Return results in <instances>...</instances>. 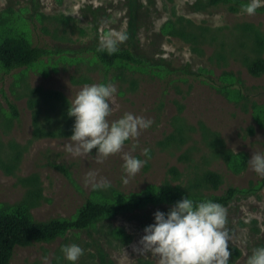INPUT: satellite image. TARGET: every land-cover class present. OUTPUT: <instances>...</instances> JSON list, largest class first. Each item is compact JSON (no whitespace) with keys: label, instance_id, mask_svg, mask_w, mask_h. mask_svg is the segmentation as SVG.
<instances>
[{"label":"rangeland","instance_id":"obj_1","mask_svg":"<svg viewBox=\"0 0 264 264\" xmlns=\"http://www.w3.org/2000/svg\"><path fill=\"white\" fill-rule=\"evenodd\" d=\"M240 1L250 9L137 0L130 34L129 0H0V24L50 52L30 67L0 66V210L26 206L47 221L71 218L95 194L248 190L219 211L136 209L91 233L17 247L11 264H95L91 235L114 264H256L264 254V74L253 76L247 62L264 49V0ZM99 47L128 49L144 65L108 68L94 59ZM228 152L246 155V168L233 171ZM209 171L223 178L217 190L202 181ZM111 227L132 242L122 245ZM232 247L242 252L235 261Z\"/></svg>","mask_w":264,"mask_h":264},{"label":"trees","instance_id":"obj_2","mask_svg":"<svg viewBox=\"0 0 264 264\" xmlns=\"http://www.w3.org/2000/svg\"><path fill=\"white\" fill-rule=\"evenodd\" d=\"M129 1L133 9L129 33L134 34L137 20V14L134 11L137 7V0ZM202 5L209 8L225 6L232 11H237L239 6L244 9H250L248 4H244L240 0H203ZM256 52L257 56L247 62V68L253 76L260 77L264 74L263 46L258 48ZM49 53L46 48L32 46L24 32L22 33L14 28H7L5 25L0 24V66L7 72L30 67L48 56ZM94 59L108 68H114L119 65H144V62L137 59L128 49L99 47L94 51ZM203 72H206V70L202 69L200 73L196 72L192 75L200 78L204 76L202 75ZM230 78H233V76L230 74L225 75L226 80ZM207 79L211 82L213 81L209 76ZM231 85H234V83H231ZM105 86L106 83L101 88L102 92L105 90ZM223 88L225 90L229 87L226 85ZM237 96L240 98L241 93H238ZM54 97L62 99L66 103V99L61 94L56 93ZM102 100L103 95H101L99 102ZM8 106L12 117L19 119L17 106L11 102L8 103ZM38 118L39 112L35 110L33 112L35 125H37ZM226 162L233 171L240 172L246 168L248 158L244 154L234 155L232 152H228ZM202 181L207 187L217 190L222 185L223 178L217 172L209 171L202 176ZM247 192L248 190L230 187L220 196L191 197L178 190H165L152 186L141 193L128 196L121 195L116 199L110 198L105 194H95L88 198L71 218H52L47 221L35 219L26 206H19L10 210L1 209L0 264H11L17 247L27 248L35 243H52L58 238H63L72 233H91L104 221L136 209H142L150 205L171 203L179 207V209L195 215L196 212L207 213L226 208L239 194ZM111 234L120 240L122 245H129L132 242V236L127 234L122 227H111ZM94 237L91 235V242L96 246L97 262L95 264H114L102 244ZM229 254L235 261L241 257L242 252L238 248L232 247L229 249ZM263 263L264 254L258 258L256 264ZM227 264H233V261Z\"/></svg>","mask_w":264,"mask_h":264}]
</instances>
